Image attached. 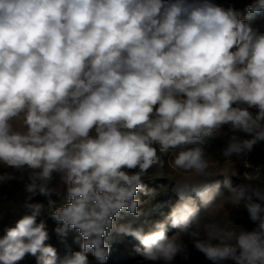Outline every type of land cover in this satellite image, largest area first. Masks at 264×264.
<instances>
[{
  "label": "clouds",
  "instance_id": "clouds-1",
  "mask_svg": "<svg viewBox=\"0 0 264 264\" xmlns=\"http://www.w3.org/2000/svg\"><path fill=\"white\" fill-rule=\"evenodd\" d=\"M245 11L215 0H0V167L21 174L0 183L26 174L32 196L66 193L51 216L59 236L78 232L80 251L60 264H89V252L106 264L109 242L129 236L144 261L172 264L185 235L212 264H264V186L232 187L225 172L229 204L257 222L227 226L212 214L220 184L204 148L225 126L226 164L264 140V24L254 23L264 0ZM168 156L191 174L171 185L178 202L163 220L118 223L145 215L137 194L158 195L144 180ZM27 207L0 238V264L29 254L57 264L43 206Z\"/></svg>",
  "mask_w": 264,
  "mask_h": 264
},
{
  "label": "rangeland",
  "instance_id": "rangeland-1",
  "mask_svg": "<svg viewBox=\"0 0 264 264\" xmlns=\"http://www.w3.org/2000/svg\"><path fill=\"white\" fill-rule=\"evenodd\" d=\"M215 2L224 5L225 7L228 4H232L236 9L240 10L242 18L247 16V12L245 9L248 5L254 3V0H215ZM255 24H264V11H262L259 15L256 16ZM255 111V109H252ZM233 133L225 126L220 134L206 138V142L204 144V148L209 155L210 166L209 171L212 173L213 181H219L220 188L219 192L216 196V206L212 209V214L217 216L222 222H224L227 226L231 227L228 223V219L233 222L236 226H241L243 228L244 225L240 223L242 218H246L249 222H253L249 219L247 210L241 204L239 207L233 206L228 202V196H230V190L225 185V177L223 176L226 171L232 169L231 175L229 176V180L232 187H238L241 184L251 183L253 186H264V140H257L253 145L250 151H246L242 155H233L228 164H226V158L223 156V149L227 146V142L230 136ZM241 139H252V134H247L243 132L235 133ZM164 167L160 170L161 175L158 177V170L153 168L150 169L148 174L145 177L144 184L151 181H159L162 179H170L177 180L182 177L191 175L190 173H184L179 170H176L171 167V157H164ZM5 171L12 172L13 175L19 177L21 174L18 172H14L12 169H5L0 167V173ZM259 174V179L254 180H246L244 178V174ZM58 179V178H57ZM27 183V176L25 174V178L21 179H13L4 183H0V238L5 234V229L9 227H14L16 222L22 218L24 215L30 214L31 210L27 207L28 204L39 203L41 204L42 210L39 216L40 222L43 221L46 225V229L49 228V221L52 216L51 213L54 211V204H43L46 197L42 195L32 196L30 193L26 192L25 184ZM54 184L56 181L53 182ZM148 190H152L155 188L146 187ZM158 192V195L152 199L149 198L144 192H139L137 194V198L143 201L142 209L145 215H142L137 219L138 225L142 224L145 220L150 221V217L158 212L160 205L166 207L165 215L169 213L171 210L168 205L169 199H164L162 196V191L164 189H155ZM171 200V198H170ZM178 199H174L172 202L175 205L178 202ZM264 206V205H262ZM155 207V208H154ZM264 213V212H262ZM122 219L118 221V223H126L128 215L121 214ZM264 217V216H263ZM257 222H255L256 225ZM177 229L169 227L168 235L172 236L176 233ZM78 232L72 231L71 238L73 245L80 251L79 244L76 243V237L78 236ZM122 239H118L121 241ZM184 244L186 245V251L178 254L172 264H212L203 253L196 250L193 246L192 241L189 239L187 235L182 237ZM46 244L49 245V241H45ZM122 255V262H130L129 264H160V262H147L144 261L143 257L140 255L139 251H131L127 246L123 247V250L120 252ZM185 255L187 259H185ZM89 264H99V262L95 259V257L89 252L87 254ZM59 258L57 260V264H60ZM17 264H36V258L32 255H26L21 261H18ZM106 264H109L106 262ZM114 264V263H112ZM225 264H234L233 261H226Z\"/></svg>",
  "mask_w": 264,
  "mask_h": 264
},
{
  "label": "trees",
  "instance_id": "trees-1",
  "mask_svg": "<svg viewBox=\"0 0 264 264\" xmlns=\"http://www.w3.org/2000/svg\"><path fill=\"white\" fill-rule=\"evenodd\" d=\"M172 183H174L173 180L162 179L156 182L154 181L148 182L146 183L145 186L152 187L155 189H160V188L164 189L162 191V196L164 197V199H169L168 205L171 208L172 206H174L171 201L179 198L177 194L171 190ZM42 201L44 202L43 204H46V205L54 204L56 208L67 202L66 193L61 194V195L53 194L50 197H46ZM156 209H159V210L156 214L150 217V221H160V220H163L164 217L166 216L165 215L166 207H163L162 205H160L159 208H156ZM261 216L263 217L264 213H261ZM48 221H49L50 226L48 229H46V231L48 232L49 245L53 246L57 250L58 259L59 258L63 259L66 255H69L75 251H79L72 243V238H71L72 231H70L66 237H61L55 232V228L57 227L56 221L53 218H51V220H48ZM37 222L38 223L40 222L39 217L37 218ZM127 222H133L134 227L139 226L137 222V218L132 217L130 215H128L127 217L126 223ZM240 223L243 224L245 229L249 231H251L252 229L256 227L255 222H249V220L246 218H242L240 220ZM109 243H110V253L106 261L109 264H112V263L129 264L130 263V262H126V263L122 262V255L120 252L123 250L124 246H127L131 251H134V252L141 248V246L139 245V242L130 236L123 237L121 241L115 240Z\"/></svg>",
  "mask_w": 264,
  "mask_h": 264
}]
</instances>
